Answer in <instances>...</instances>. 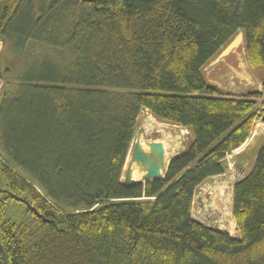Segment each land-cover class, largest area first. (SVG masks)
Segmentation results:
<instances>
[{
	"label": "trees",
	"instance_id": "trees-1",
	"mask_svg": "<svg viewBox=\"0 0 264 264\" xmlns=\"http://www.w3.org/2000/svg\"><path fill=\"white\" fill-rule=\"evenodd\" d=\"M239 34L264 72V0H2L22 64L13 77L0 51V264H264V146L234 186L239 238L193 218L264 119V79L234 96L204 72ZM145 110L193 141L126 187Z\"/></svg>",
	"mask_w": 264,
	"mask_h": 264
},
{
	"label": "rangeland",
	"instance_id": "rangeland-1",
	"mask_svg": "<svg viewBox=\"0 0 264 264\" xmlns=\"http://www.w3.org/2000/svg\"><path fill=\"white\" fill-rule=\"evenodd\" d=\"M2 48L3 44L0 41V51L3 50L5 66L11 69L12 76L15 77V74L20 71L22 60H14L11 50L5 51V47ZM204 72L206 78L226 94L242 96L253 91L262 90L261 84L264 79V72L262 70H252L248 66L244 45L220 63L211 67L208 66ZM1 87L2 84H0V89ZM148 117L152 118L153 123L150 122V128H145L144 125ZM140 128H144L146 132V143H163L166 155L171 159L186 152L193 141V137L188 130L161 123L146 110L142 112L140 117L139 130ZM139 130L134 143L139 135ZM141 140H143L142 137ZM263 146L264 119L256 122L249 140L240 149L227 156L224 175L208 180L199 188L193 207V218L196 221L226 233L232 238H239V232L232 214L234 186L252 170L257 153ZM145 149L149 150L148 146ZM130 163L131 153L124 169L123 181Z\"/></svg>",
	"mask_w": 264,
	"mask_h": 264
},
{
	"label": "water",
	"instance_id": "water-1",
	"mask_svg": "<svg viewBox=\"0 0 264 264\" xmlns=\"http://www.w3.org/2000/svg\"><path fill=\"white\" fill-rule=\"evenodd\" d=\"M2 0H0L1 2ZM90 1V0H88ZM244 43L243 34H239L236 38L227 46V48L222 52V54L210 65L213 66L215 64L220 63L222 60L230 56L237 49H239ZM146 139V132L144 128H140L139 135L136 139V142L133 145L131 152V163L125 174L124 185L126 187H130L136 184H146L147 182L162 180L165 178V174L169 168V165L173 158L167 163L166 161V151L163 143L161 142H151L148 143L147 146L149 150L143 148L142 140ZM138 170L143 174L142 182H136L134 180V172ZM7 193V191H5ZM18 201L26 204L28 207L29 203L24 198H18L15 195H12ZM30 209L36 213V215L40 218H43L34 208L30 207ZM46 222L48 220L44 219Z\"/></svg>",
	"mask_w": 264,
	"mask_h": 264
},
{
	"label": "bare ground",
	"instance_id": "bare-ground-1",
	"mask_svg": "<svg viewBox=\"0 0 264 264\" xmlns=\"http://www.w3.org/2000/svg\"><path fill=\"white\" fill-rule=\"evenodd\" d=\"M150 122H152V118L151 117H148L147 119H146V123H145V128H150ZM153 123V122H152ZM160 126V125H159ZM170 136V135H169ZM142 145H143V148L145 149V147L147 146V143H146V141L145 140H142ZM167 154V153H166ZM171 160V158L170 157H168L167 155H166V161H167V163L169 162ZM142 176H143V174L142 173H140L138 170H136L135 172H134V176H133V178H134V180H136L137 182H140V181H143V179H142ZM140 180V181H139Z\"/></svg>",
	"mask_w": 264,
	"mask_h": 264
},
{
	"label": "flooded vegetation",
	"instance_id": "flooded-vegetation-1",
	"mask_svg": "<svg viewBox=\"0 0 264 264\" xmlns=\"http://www.w3.org/2000/svg\"><path fill=\"white\" fill-rule=\"evenodd\" d=\"M0 191H1L2 193H5L6 190H1V189H0ZM6 194H7V193H6Z\"/></svg>",
	"mask_w": 264,
	"mask_h": 264
},
{
	"label": "crops",
	"instance_id": "crops-1",
	"mask_svg": "<svg viewBox=\"0 0 264 264\" xmlns=\"http://www.w3.org/2000/svg\"><path fill=\"white\" fill-rule=\"evenodd\" d=\"M218 87V86H217ZM219 88V87H218ZM258 91H260V90H258ZM148 112V111H147Z\"/></svg>",
	"mask_w": 264,
	"mask_h": 264
}]
</instances>
